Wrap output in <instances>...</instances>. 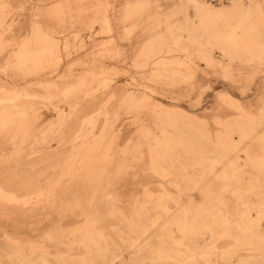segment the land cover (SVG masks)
<instances>
[{"label":"rangeland","instance_id":"rangeland-1","mask_svg":"<svg viewBox=\"0 0 264 264\" xmlns=\"http://www.w3.org/2000/svg\"><path fill=\"white\" fill-rule=\"evenodd\" d=\"M56 1L0 0V132L38 114L0 153L25 169L0 178V264H264V124L218 99L264 108V17L232 15L257 0ZM33 24L54 36L17 61Z\"/></svg>","mask_w":264,"mask_h":264},{"label":"crops","instance_id":"crops-1","mask_svg":"<svg viewBox=\"0 0 264 264\" xmlns=\"http://www.w3.org/2000/svg\"><path fill=\"white\" fill-rule=\"evenodd\" d=\"M41 1H48V0H41ZM150 2L152 4L153 1H150ZM263 3H264L263 0H257V4L252 9L240 7L239 9L234 10V12H233L234 14H232V15H234V16L237 15L238 17H245V16L250 17V19L244 23V27L261 28L263 26V20L262 19L264 17ZM53 4L55 6L53 8V11H51V10H48V12L45 11L44 14L42 15L44 18L51 19V18L60 16L61 15L60 12H62L65 8H67V10L69 9V11L74 12L78 15H80L81 11H83L85 9V0H58V1L54 2ZM151 4L147 5L146 8H148ZM105 5H106V7H103L104 8L103 9L104 17L102 18V21L104 20L105 16L108 13L107 6L109 5V0H105ZM95 6H96L95 1H91V5H90V7H92L91 10L95 11L96 10L94 8ZM4 18H5V15L3 13H0V28L2 26L1 22L4 20ZM32 27L33 28L31 30V34L27 37V39L24 41V43L19 48V52L16 56L17 61L19 60L20 56L28 54V51H26L27 45L29 46V44L32 41L40 42V41H42L43 38H45V36H46L45 34H47V33L52 34V32H53L52 29L50 30V29L44 28L45 26H42L40 24H33ZM91 28H93V25H91ZM161 42L164 44L165 41L161 40ZM251 42H260L263 44V53H261L260 56L264 60V37L263 38L259 37L258 40L256 39V37H252ZM170 43H171V41L168 42L169 45H170ZM1 50H3L2 47H0V51ZM244 57H246V53H245ZM235 60H238V59H235ZM241 62L242 63H248V64L253 63V62H248L246 60L241 61ZM215 65H219L221 67H224V65H222L220 62H216V61L213 63L212 66H215ZM6 88H9V87H6ZM218 99L221 102H223L229 106H232L235 109L241 111V113L238 115V117L242 116L243 120H247V119L250 121L260 120V121H263V124H264V108H262L260 115L258 117H256L255 115L246 112V110L242 106V104H240V102L237 99H235L234 97H232L228 93L220 94L218 96ZM164 106L167 107L168 109H174V110H177L183 114H186L182 109H179L177 107H172V106H167V105H164ZM33 117H35L34 120L32 119ZM27 118H30V119H28L29 121L28 120L16 121L15 119H11L10 121H7V124L8 123L10 125L16 124V127L15 128H7L6 130L0 132V153L2 152V154H3L4 152H6V151H4V149H5V146L9 140H11V139H28L29 138L28 136H32L33 134H37L36 125H34L33 127H30L29 125L37 123L38 114L36 116L29 115ZM263 141H264V137H263ZM263 154H264V144H263ZM9 155H11V153H5L2 156H9ZM18 155L24 156L26 154L23 151L21 154L19 153ZM0 165H3V167L0 168V178H2V177L6 178L7 177L9 180L11 179V175L15 176L16 173L25 170L24 168H21L22 163H20V162L19 163L18 162L12 163L11 161H8V159H7V161H0Z\"/></svg>","mask_w":264,"mask_h":264},{"label":"built area","instance_id":"built-area-1","mask_svg":"<svg viewBox=\"0 0 264 264\" xmlns=\"http://www.w3.org/2000/svg\"><path fill=\"white\" fill-rule=\"evenodd\" d=\"M207 1H209L213 5L220 6L224 4H229L231 0H207Z\"/></svg>","mask_w":264,"mask_h":264},{"label":"bare ground","instance_id":"bare-ground-1","mask_svg":"<svg viewBox=\"0 0 264 264\" xmlns=\"http://www.w3.org/2000/svg\"><path fill=\"white\" fill-rule=\"evenodd\" d=\"M204 1H206V2H209V1H207V0H204ZM234 0H231L230 1V3H232ZM196 2H198L197 0H196ZM196 2H194V3H196ZM210 3V2H209ZM211 4V3H210ZM213 5V4H212ZM231 5V4H230ZM196 6H198L197 5V3H196ZM216 6V5H215ZM221 7H224V6H229V4L227 5V4H224V5H220ZM199 7V6H198ZM200 9H204V8H202L201 6L199 7ZM204 10H206L208 13H209V15H213V13L211 12V10H209V9H204ZM219 13V12H218ZM215 14H217V13H215Z\"/></svg>","mask_w":264,"mask_h":264}]
</instances>
